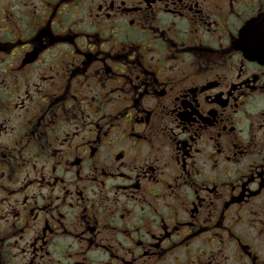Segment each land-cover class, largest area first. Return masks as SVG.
I'll return each instance as SVG.
<instances>
[{"label": "flooded vegetation", "instance_id": "flooded-vegetation-1", "mask_svg": "<svg viewBox=\"0 0 264 264\" xmlns=\"http://www.w3.org/2000/svg\"><path fill=\"white\" fill-rule=\"evenodd\" d=\"M264 0H0V264H264Z\"/></svg>", "mask_w": 264, "mask_h": 264}]
</instances>
